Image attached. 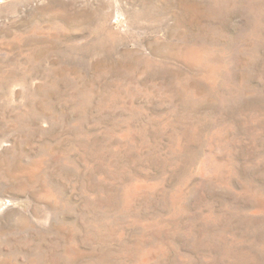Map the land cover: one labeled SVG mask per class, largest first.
Segmentation results:
<instances>
[{
  "label": "rangeland",
  "instance_id": "374dc122",
  "mask_svg": "<svg viewBox=\"0 0 264 264\" xmlns=\"http://www.w3.org/2000/svg\"><path fill=\"white\" fill-rule=\"evenodd\" d=\"M0 264H264V0H0Z\"/></svg>",
  "mask_w": 264,
  "mask_h": 264
}]
</instances>
